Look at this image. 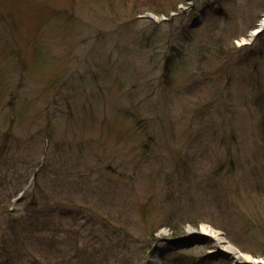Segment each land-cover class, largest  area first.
Returning <instances> with one entry per match:
<instances>
[{
    "label": "rangeland",
    "instance_id": "374dc122",
    "mask_svg": "<svg viewBox=\"0 0 264 264\" xmlns=\"http://www.w3.org/2000/svg\"><path fill=\"white\" fill-rule=\"evenodd\" d=\"M263 19L264 0H0V264L264 260Z\"/></svg>",
    "mask_w": 264,
    "mask_h": 264
},
{
    "label": "bare ground",
    "instance_id": "6f19581e",
    "mask_svg": "<svg viewBox=\"0 0 264 264\" xmlns=\"http://www.w3.org/2000/svg\"><path fill=\"white\" fill-rule=\"evenodd\" d=\"M261 25L262 26L264 25V19H263ZM201 231L203 233H206L207 235H210V236L217 238L218 242L220 240H222V238L219 237L218 234L213 229H211L209 227H202ZM224 247H225L224 250H226L227 252L233 253L236 257H242V259L240 260L241 262H243V261H256L255 259H252L250 256H243L242 254L238 253V251H236V249L231 245L225 244Z\"/></svg>",
    "mask_w": 264,
    "mask_h": 264
},
{
    "label": "trees",
    "instance_id": "16d2710c",
    "mask_svg": "<svg viewBox=\"0 0 264 264\" xmlns=\"http://www.w3.org/2000/svg\"><path fill=\"white\" fill-rule=\"evenodd\" d=\"M151 10H152V8H151ZM176 10V6H174V8H172V11H175ZM152 12H154L156 15H162V14H164V13H166L167 14V16H168V13H169V11H165V12H162V11H160V10H158V9H153L152 10ZM171 66V63H167L166 64V69L167 70H169L168 68ZM5 207V206H4ZM5 208H7V207H5ZM4 208V209H5ZM214 258V256H206V257H204V259L202 260L201 259V261H203V262H209L210 261V259H212L213 261L212 262H214V261H216V260H218V261H222V260H224L222 257L220 258V259H217V258H215V259H213ZM185 261H187V263H183V264H194L195 263V258H186L185 259Z\"/></svg>",
    "mask_w": 264,
    "mask_h": 264
},
{
    "label": "water",
    "instance_id": "95a60500",
    "mask_svg": "<svg viewBox=\"0 0 264 264\" xmlns=\"http://www.w3.org/2000/svg\"><path fill=\"white\" fill-rule=\"evenodd\" d=\"M147 17H149V18H153L154 19V16L153 15H151V14H147L146 15ZM264 29V25L262 26L261 24H260V28L258 29V30H256L254 33H252L254 36H256V35H258L259 33H261V31ZM251 34V35H252Z\"/></svg>",
    "mask_w": 264,
    "mask_h": 264
}]
</instances>
